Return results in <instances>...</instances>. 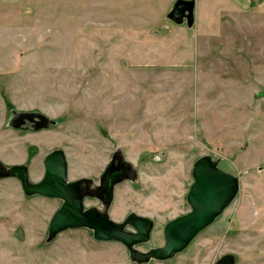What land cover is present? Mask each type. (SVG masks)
Masks as SVG:
<instances>
[{
  "label": "rangeland",
  "instance_id": "374dc122",
  "mask_svg": "<svg viewBox=\"0 0 264 264\" xmlns=\"http://www.w3.org/2000/svg\"><path fill=\"white\" fill-rule=\"evenodd\" d=\"M179 1L194 4L181 23ZM56 149L70 181L97 182L117 151L133 165L110 217L153 221L144 252L191 211L193 165L210 155L239 178L237 197L182 253L148 264H264V0H0V162L35 183ZM60 206L1 179L0 264H135L84 228L47 243Z\"/></svg>",
  "mask_w": 264,
  "mask_h": 264
},
{
  "label": "water",
  "instance_id": "95a60500",
  "mask_svg": "<svg viewBox=\"0 0 264 264\" xmlns=\"http://www.w3.org/2000/svg\"><path fill=\"white\" fill-rule=\"evenodd\" d=\"M183 6L181 14L177 8ZM194 4L186 1L177 2L169 18L182 22L186 13L192 15ZM103 173L100 186L91 188L92 179L82 178L73 182L68 180V164L61 149L51 151L44 159L45 176L39 183L30 180L28 167L25 165L6 166L0 162V180L17 179L26 196H42L62 201L60 209L54 214L47 237L51 243L60 233L74 229L92 231L97 241H115L121 243L129 252L130 260L136 264H148L152 260L166 261L182 253L193 240L210 227L217 218L231 205L239 193V178L222 171L218 161L210 155L199 158L193 165L191 185L186 201L191 211L166 224L164 227V245L148 252L140 251L137 246L148 243L154 223L151 219L130 213L123 222L110 218L109 210L114 199L115 187L124 182H135L138 172L122 153L117 151ZM86 198H97L103 209L85 208ZM131 227L132 230L127 228ZM215 264H235L234 255L221 257Z\"/></svg>",
  "mask_w": 264,
  "mask_h": 264
},
{
  "label": "flooded vegetation",
  "instance_id": "af4514ba",
  "mask_svg": "<svg viewBox=\"0 0 264 264\" xmlns=\"http://www.w3.org/2000/svg\"><path fill=\"white\" fill-rule=\"evenodd\" d=\"M182 8H184L183 6H181V7H179V8H177V10H176V14L177 15H180L181 14V12H180V10L182 9ZM115 156V154L111 157V160H110V162L107 164V166L105 167V169H104V171H103V173L105 172V170H106V168L110 165V163H112V162H115L114 163V166H117L118 165V161L117 160H115V161H113V157ZM103 173L101 174V176H100V178H99V180L96 182L94 179H92V178H90V179H92L93 180V182H92V184H91V188L94 190L95 188H97V187H99L100 186V180H101V177H102V175H103ZM124 182H127V181H124ZM123 183V182H122ZM121 184V183H120ZM119 185V184H118ZM117 185V186H118ZM116 186V187H117ZM116 187H115V189H116ZM115 189H114V193H115ZM88 200H91V201H96L97 202V206H94V205H92V206H90V207H86V205H85V208L86 209H88V208H91V207H95V208H97V209H100V210H102L103 209V205H102V202L101 201H99L97 198H86L85 199V201H84V203H86V201H88ZM114 200V199H113ZM61 201V200H60ZM61 203H62V201H61ZM111 208V207H110ZM109 215H110V210H109ZM128 217V216H127ZM126 217V218H127ZM166 226V225H165ZM128 230H132V228L131 227H129V228H127ZM163 234H164V232H163ZM163 237H164V235H163ZM151 240V239H150ZM101 242H104V241H101ZM113 242H115V241H113ZM150 242V241H149ZM148 242V243H149ZM117 243H119V242H117ZM164 243H165V241H164ZM143 244H147V243H143ZM143 244H141V245H143ZM141 245H139V246H137V248L139 249V247L141 246ZM125 247V246H124ZM162 247V246H161ZM126 248V247H125ZM156 248H158V247H156ZM151 249H154V248H151ZM150 249V250H151ZM127 250V249H126ZM140 250V249H139ZM149 250V251H150ZM141 251V250H140ZM144 252V251H143ZM146 252H148V251H146ZM127 253H128V255H129V252H128V250H127ZM130 258V257H129ZM152 261H155V260H152ZM136 264V263H135Z\"/></svg>",
  "mask_w": 264,
  "mask_h": 264
},
{
  "label": "crops",
  "instance_id": "0c3cea01",
  "mask_svg": "<svg viewBox=\"0 0 264 264\" xmlns=\"http://www.w3.org/2000/svg\"><path fill=\"white\" fill-rule=\"evenodd\" d=\"M45 158H46V157H45ZM45 158H44V159H45ZM43 164H44V160H43ZM13 166H16V165H13ZM25 166H26V165H25ZM44 168H45V166H44ZM28 172H29V171H28ZM44 176H45V172H44ZM44 176H43V178H44ZM29 177H30V176H29ZM43 178H42V180H43ZM80 179H82V178H80ZM88 179H90V178H88ZM42 180H41V181H42ZM68 180H69V178H68ZM77 180H79V179H77ZM41 181H39V182H41ZM69 181H70V180H69ZM74 181H76V180H74ZM39 182H35V183H39ZM70 182H73V181H70ZM33 183H34V182H33ZM47 199H49V198H47ZM57 200H58V199H57ZM59 201H60V200H59ZM61 205H62V203H61ZM60 207H61V206H60ZM59 209H60V208H59ZM59 209H58V210H59ZM58 210H57V211H58ZM57 211H56V212H57ZM52 218H53V217H52ZM110 218H111V217H110ZM112 220H113V219H112ZM49 226H50V225H49ZM74 230H75V229H74ZM76 230H77V229H76ZM87 230H88V229H87ZM48 232H49V229H48ZM64 232H65V231H64ZM91 232H92V231H91ZM47 237H48V236H47ZM46 241H47V239H46ZM105 242H109V241H105Z\"/></svg>",
  "mask_w": 264,
  "mask_h": 264
}]
</instances>
